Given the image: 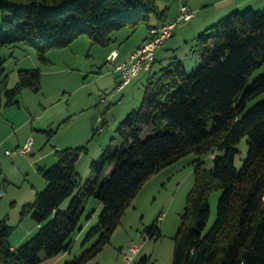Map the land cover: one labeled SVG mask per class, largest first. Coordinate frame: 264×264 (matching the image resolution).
<instances>
[{
    "label": "trees",
    "instance_id": "obj_1",
    "mask_svg": "<svg viewBox=\"0 0 264 264\" xmlns=\"http://www.w3.org/2000/svg\"><path fill=\"white\" fill-rule=\"evenodd\" d=\"M0 11L8 14L0 26V111L20 106L23 89L38 93L41 88L39 68L19 70L15 87L8 86L3 49L26 44L46 64L49 50L65 48L81 35L105 47L112 33L127 26L143 22L148 31L156 27L150 24L152 14L166 21L157 0H0ZM196 45L201 63L192 71L177 57L153 72L154 62L141 106L116 128L122 145L104 149L91 162L92 175L83 184L76 163L86 146L56 150L57 163L39 168L47 186L22 209L38 232L14 248L9 217L0 218V264H39L40 254L52 258L70 251L90 198L102 208L83 241L93 243L63 264L92 260L110 243L143 186L190 154L197 156L194 184L173 238L171 264H264V99L248 108L264 93V73L248 84L264 63V10L232 12L199 33ZM243 139L247 154L237 168ZM205 155L213 157L210 169L203 168ZM215 191L221 192L216 218L206 229ZM146 232L159 238L158 221ZM149 262L144 255L135 264Z\"/></svg>",
    "mask_w": 264,
    "mask_h": 264
},
{
    "label": "rangeland",
    "instance_id": "obj_2",
    "mask_svg": "<svg viewBox=\"0 0 264 264\" xmlns=\"http://www.w3.org/2000/svg\"><path fill=\"white\" fill-rule=\"evenodd\" d=\"M220 1L157 0L161 11L167 8L165 20L178 15L183 5L198 14L195 20L176 26L172 37L162 44V50L158 53L167 54V58L181 57L187 71L196 69L201 63L196 37L202 31L197 32L192 22L208 18L213 19L211 26L217 23L221 18L216 17L230 6H221L219 11ZM7 17V13L0 11V26ZM149 20L150 24L159 22L154 14ZM147 33L146 23L141 22L136 28L127 26L112 33L111 42L105 47L94 44L87 35H81L65 48L49 50L46 64L38 61L34 47L23 43L1 51L10 88L17 84L19 70L39 68L41 71L40 91L36 93L25 88L20 95L22 107L31 115L27 125L19 130L16 125L5 123L0 111V218L9 217L12 227L9 242L14 248L23 245L38 232L31 215H22V209L34 202L36 193L46 188L47 183L39 168H49L57 163L56 150L87 147V152L76 163V173L83 184L92 175L91 162L97 160L108 146L116 149L122 145L116 128L132 110L141 106L149 73L141 72L122 91H118L120 76L114 72L109 56L113 49L123 56L129 55ZM120 62L121 58L116 60V63ZM161 63H164V59ZM157 64L159 66L160 62ZM262 73L264 63L252 73L248 84ZM263 99L264 93L251 101L248 108ZM28 144L29 150L22 153L21 150ZM238 147L240 153L235 164L240 168L247 154L245 139ZM196 159L194 154L187 155L154 175L126 210L110 243L85 264H126V257L130 256L129 245L133 244L141 248L132 264L144 255L150 256L148 264H171L173 238L179 227L186 195L194 184ZM202 159L204 169L213 166L212 155H205ZM220 193L215 191L210 195V218L206 229L211 227L216 218ZM69 203L70 199L64 201L60 210H66ZM85 208L81 224L85 225L87 215L91 214L89 226L79 236L78 233L74 235L70 251L52 258L40 254L39 264H63L79 257L92 245L93 241L85 245L83 241L89 228L97 225L102 208L94 198L87 201ZM156 220L161 234L157 239L149 237L146 232Z\"/></svg>",
    "mask_w": 264,
    "mask_h": 264
},
{
    "label": "built area",
    "instance_id": "obj_3",
    "mask_svg": "<svg viewBox=\"0 0 264 264\" xmlns=\"http://www.w3.org/2000/svg\"><path fill=\"white\" fill-rule=\"evenodd\" d=\"M195 16V12L187 6L183 5L175 20L164 23L162 25L152 27L148 31V39L137 47L129 56V59L116 63L119 57L118 50H112L109 56V62L114 68V72L120 76L118 84V91H122L134 79H136L141 72L150 71L155 60L156 52L162 44L172 37L173 31L182 22L191 21ZM29 150V144L22 149V153ZM140 245H129L130 256L126 257V264H132L133 258L140 252Z\"/></svg>",
    "mask_w": 264,
    "mask_h": 264
},
{
    "label": "crops",
    "instance_id": "obj_4",
    "mask_svg": "<svg viewBox=\"0 0 264 264\" xmlns=\"http://www.w3.org/2000/svg\"><path fill=\"white\" fill-rule=\"evenodd\" d=\"M262 2H259V0H232V1H227V0H221L220 1V5H219V11H221L222 8H220L221 6H224V5H230L229 7H227L225 10H222V12H220V14L218 15V17L216 18H223V16H227V14H231L232 12L236 11V10H240V11H243V10H248V9H252V10H261V8L264 7V0H261ZM258 6V7H257ZM160 8V7H159ZM258 8V9H257ZM167 8H165L164 10H166ZM201 13V11L199 12V14ZM197 15V16H196ZM178 15L172 17L171 18H168L166 19V21L164 23H168V22H172L173 20L176 19ZM198 17V14H195L194 18L191 20H195L196 18ZM207 20H203V19H200V21H194L192 22V24L195 26V28L197 29V32H201L203 30H205L206 28L210 27L212 22H213V19H208V18H205ZM215 20V19H214ZM218 20V19H217ZM163 24V22H157V23H151L152 26H159ZM148 38V33L146 35V37L144 38V40L142 42H139L135 45V48L133 49V51L138 47L140 46L144 41L145 39ZM18 47V46H16ZM114 50V49H113ZM159 50H162V46L157 50V53H156V60H155V64L152 68V71L154 72L155 69L157 68L158 64L157 62H160V64H165L167 63V61L169 59H171V57H166L167 54H160L158 53ZM132 51V52H133ZM131 52V53H132ZM131 53L129 55H126V56H123L120 54L119 52V57L117 60H119V58H121V61H126L129 59V56L131 55ZM178 59H180L181 57H178L176 56ZM164 59V63H161V61ZM181 62H182V59H180ZM159 67V66H158ZM151 71V72H152ZM145 73H149L150 75V71H147ZM2 117L4 118V120L6 121L5 123H11L13 125H16L17 129H21L24 125H27L29 122H30V119H31V115L26 112V110L22 107V103L20 104V106H10V107H6L4 108V110L2 109ZM134 202V201H133ZM100 205V204H99ZM89 224V221H87V223L85 225H82V231L80 233H78L77 236H79L82 232H84V228H88V225Z\"/></svg>",
    "mask_w": 264,
    "mask_h": 264
}]
</instances>
